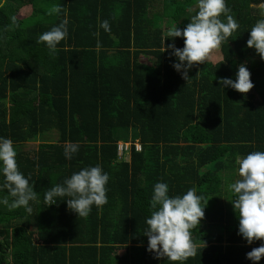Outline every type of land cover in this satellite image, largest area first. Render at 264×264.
I'll return each mask as SVG.
<instances>
[{
    "label": "trees",
    "instance_id": "16d2710c",
    "mask_svg": "<svg viewBox=\"0 0 264 264\" xmlns=\"http://www.w3.org/2000/svg\"><path fill=\"white\" fill-rule=\"evenodd\" d=\"M262 6L0 0V264H264Z\"/></svg>",
    "mask_w": 264,
    "mask_h": 264
},
{
    "label": "rangeland",
    "instance_id": "374dc122",
    "mask_svg": "<svg viewBox=\"0 0 264 264\" xmlns=\"http://www.w3.org/2000/svg\"><path fill=\"white\" fill-rule=\"evenodd\" d=\"M262 10V17H264V6L261 7ZM264 31V29H263ZM147 63H152L150 62V60H145ZM36 145H31L30 147H34ZM29 147V148H30ZM7 152L10 151V148H7L6 150ZM135 205L138 206V207H141L147 215L149 216H154L155 218H159L160 217V209H159V205H154V204H150V203H146L145 202V198H140L139 200H136L135 201ZM183 209H180V212H182ZM195 214L197 215L196 211H193V215L195 216ZM205 223V222H204ZM208 229V228H207Z\"/></svg>",
    "mask_w": 264,
    "mask_h": 264
},
{
    "label": "built area",
    "instance_id": "2783aa9c",
    "mask_svg": "<svg viewBox=\"0 0 264 264\" xmlns=\"http://www.w3.org/2000/svg\"><path fill=\"white\" fill-rule=\"evenodd\" d=\"M122 150H123V147H122V146H120V147H119V149H118L119 153H121V152H122Z\"/></svg>",
    "mask_w": 264,
    "mask_h": 264
},
{
    "label": "crops",
    "instance_id": "0c3cea01",
    "mask_svg": "<svg viewBox=\"0 0 264 264\" xmlns=\"http://www.w3.org/2000/svg\"><path fill=\"white\" fill-rule=\"evenodd\" d=\"M194 248H196V247H194ZM202 259V254H200V260Z\"/></svg>",
    "mask_w": 264,
    "mask_h": 264
}]
</instances>
